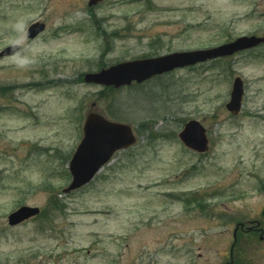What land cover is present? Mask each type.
Here are the masks:
<instances>
[{"label": "rangeland", "instance_id": "obj_1", "mask_svg": "<svg viewBox=\"0 0 264 264\" xmlns=\"http://www.w3.org/2000/svg\"><path fill=\"white\" fill-rule=\"evenodd\" d=\"M19 1L0 0L4 42L31 22L6 20L22 14ZM31 1L36 16L51 13L47 35L0 58V264H264V46L141 88L109 92L80 79L124 60L264 37V0H156L164 10L154 12L121 1L103 24L121 32L107 54L82 13L55 16L46 0ZM236 77L245 97L233 118L226 104ZM92 102L130 124L137 144L64 195ZM190 120L208 131L205 155L178 139ZM21 206L43 214L10 227ZM240 220L247 241L231 250Z\"/></svg>", "mask_w": 264, "mask_h": 264}, {"label": "water", "instance_id": "obj_2", "mask_svg": "<svg viewBox=\"0 0 264 264\" xmlns=\"http://www.w3.org/2000/svg\"><path fill=\"white\" fill-rule=\"evenodd\" d=\"M263 44L264 38L242 37L231 44L211 50L174 53L160 58L119 64L99 73H89L85 76V81L88 84L119 89L123 86H130L133 82L143 83L154 76L177 68L231 57L236 53L254 49ZM16 50L17 47L7 49L2 56L11 55ZM243 96L244 83L241 78H237L233 84L231 100L227 105L228 111L234 116L241 112ZM179 139L186 148L198 154H204L209 149L207 132L197 121L189 122L179 134ZM135 143L136 138L130 126L108 121L99 114H90L84 125V138L70 163L72 183L65 190V194H70L91 183L117 152L129 148ZM40 213L41 211L37 207H21L9 216V225H20L39 216Z\"/></svg>", "mask_w": 264, "mask_h": 264}, {"label": "flooded vegetation", "instance_id": "obj_3", "mask_svg": "<svg viewBox=\"0 0 264 264\" xmlns=\"http://www.w3.org/2000/svg\"><path fill=\"white\" fill-rule=\"evenodd\" d=\"M81 4L77 7V10L73 8L75 0H46L47 6L51 7L52 14L55 16H61L64 17V11L68 13H73L74 15H77L78 13H82L83 16L87 17L90 23L93 24L94 28L92 30L99 36L101 35V30L103 31V24L107 23L110 18L114 15L115 10L119 6L121 1H125L127 3H130L132 5H137L136 3L144 5V11L147 12H154V11H163L164 7H160L159 5L155 6L154 4H157L156 0H79ZM138 4V5H139ZM18 5H21L19 7L20 10H22V14L19 13H13L12 16H15L13 18H7L6 20H27L31 21L30 23H27L26 26L21 30L19 34V38L16 40H13L8 44V42L5 39L0 40V44L2 45L0 49L3 51L5 48L17 45L19 46L18 52L15 54L22 53L24 51L30 50V47L34 43L39 42L41 39H43L48 31H49V22L48 19L51 16V13L48 14V9H45L44 12L37 15L34 12V3L31 0H21L18 2ZM141 6V5H140ZM78 16H74V18H77ZM128 19V18H127ZM36 23H42L46 26V29L43 33L36 35L35 37H29V29L31 26H33ZM96 27V29H95ZM98 28V29H97ZM109 30L106 31V35H108ZM104 35V33H103ZM112 36V35H111ZM10 41V38H9ZM34 48V46L32 47ZM12 55L9 58L15 56ZM3 94L2 93V87H0V112H2L5 108L4 102H3ZM83 129V125H82ZM264 215V214H263ZM245 228L242 225H237L235 231H234V237L241 233L244 235Z\"/></svg>", "mask_w": 264, "mask_h": 264}, {"label": "trees", "instance_id": "obj_4", "mask_svg": "<svg viewBox=\"0 0 264 264\" xmlns=\"http://www.w3.org/2000/svg\"><path fill=\"white\" fill-rule=\"evenodd\" d=\"M107 91H109V92H113V90H107ZM143 126V125H142ZM55 201V198H51V203H54V204H56V202H54Z\"/></svg>", "mask_w": 264, "mask_h": 264}]
</instances>
